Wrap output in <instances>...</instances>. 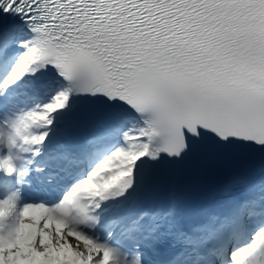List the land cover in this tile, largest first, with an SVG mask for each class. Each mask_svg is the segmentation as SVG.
<instances>
[{
  "label": "snow or ice",
  "instance_id": "1",
  "mask_svg": "<svg viewBox=\"0 0 264 264\" xmlns=\"http://www.w3.org/2000/svg\"><path fill=\"white\" fill-rule=\"evenodd\" d=\"M0 264H264V0H0Z\"/></svg>",
  "mask_w": 264,
  "mask_h": 264
}]
</instances>
